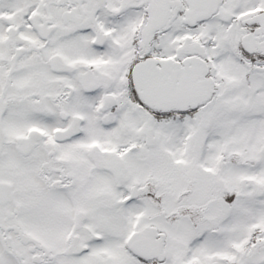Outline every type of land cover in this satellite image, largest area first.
Instances as JSON below:
<instances>
[{
  "label": "snow or ice",
  "instance_id": "snow-or-ice-1",
  "mask_svg": "<svg viewBox=\"0 0 264 264\" xmlns=\"http://www.w3.org/2000/svg\"><path fill=\"white\" fill-rule=\"evenodd\" d=\"M0 264H264V0H0Z\"/></svg>",
  "mask_w": 264,
  "mask_h": 264
}]
</instances>
